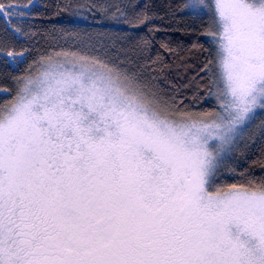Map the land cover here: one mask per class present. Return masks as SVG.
Returning a JSON list of instances; mask_svg holds the SVG:
<instances>
[{"label": "snow or ice", "instance_id": "1", "mask_svg": "<svg viewBox=\"0 0 264 264\" xmlns=\"http://www.w3.org/2000/svg\"><path fill=\"white\" fill-rule=\"evenodd\" d=\"M31 7L0 3L6 31L27 35ZM184 8L215 28L210 122L173 118L79 31L65 33L79 54L43 63L0 107V264H264V179L217 186L223 154L264 112V0ZM135 15L151 19L147 5Z\"/></svg>", "mask_w": 264, "mask_h": 264}, {"label": "trees", "instance_id": "2", "mask_svg": "<svg viewBox=\"0 0 264 264\" xmlns=\"http://www.w3.org/2000/svg\"><path fill=\"white\" fill-rule=\"evenodd\" d=\"M0 3L35 5L23 25L27 35L6 31V23L0 18V107L15 99L24 76L38 70L43 62L63 56L62 53L79 54L81 49L75 47L76 41L65 34L79 31L100 40L107 48L102 59L108 67L134 74L140 86L155 93L169 112L197 116L217 109L210 94L214 86L202 71L208 65L215 72L216 49L206 34L213 26L208 16L191 15L184 8L187 0H0ZM145 5L151 19L140 24L135 13ZM144 39L149 41L147 46ZM9 51H23L25 58L12 62L5 55ZM258 130L254 141L236 160L220 167L217 186L222 190L233 184L258 185L264 179V117Z\"/></svg>", "mask_w": 264, "mask_h": 264}, {"label": "rangeland", "instance_id": "3", "mask_svg": "<svg viewBox=\"0 0 264 264\" xmlns=\"http://www.w3.org/2000/svg\"><path fill=\"white\" fill-rule=\"evenodd\" d=\"M210 21H211V25L213 24V20L211 15L208 16ZM215 28L212 27V31H214ZM65 59L64 56H60L54 59H51L53 62H63V60ZM47 61L43 62L46 63ZM42 63V64H43ZM216 65V64H215ZM41 71H43L42 65L39 67L38 70H34L33 72H31L29 75L24 76L23 80L28 78L29 76H36L38 75ZM215 71H216V67H215ZM23 87V83L21 84V87ZM4 93V91H3ZM212 93H215V88L213 89ZM16 98V97H15ZM211 99L217 104V109L214 113H209V114H204V115H180L174 112H169L168 109L167 112L169 113V115L173 116V118H177V119H197V120H204L206 122H210L212 119H215L217 113L219 112V107H218V101L216 99V96L214 94H211ZM15 101V99H13L12 102L13 103ZM263 117H264V112H259L257 115V118L254 122V124L252 125L251 129L249 130V132L245 133L244 136L237 142L236 147L233 150H230L228 152H225L223 154L222 159L220 160V167L224 166L225 163H231L234 160H236L242 153L243 151L251 145V143L254 141V138L256 137L257 133H258V129H259V125L262 124L263 122Z\"/></svg>", "mask_w": 264, "mask_h": 264}]
</instances>
